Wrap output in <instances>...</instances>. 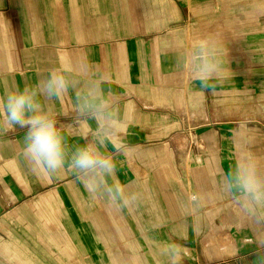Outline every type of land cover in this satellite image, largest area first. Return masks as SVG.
<instances>
[{
    "label": "crops",
    "instance_id": "obj_1",
    "mask_svg": "<svg viewBox=\"0 0 264 264\" xmlns=\"http://www.w3.org/2000/svg\"><path fill=\"white\" fill-rule=\"evenodd\" d=\"M203 38L232 72L214 89L182 64ZM64 64L108 77L121 112L113 180L135 199L112 204L67 168L36 173L24 130L2 133L0 264H169L159 241L177 264H261L264 227L219 176L241 153L264 161V0H0V98ZM73 95L53 102L57 126L88 143L96 125Z\"/></svg>",
    "mask_w": 264,
    "mask_h": 264
},
{
    "label": "clouds",
    "instance_id": "obj_2",
    "mask_svg": "<svg viewBox=\"0 0 264 264\" xmlns=\"http://www.w3.org/2000/svg\"><path fill=\"white\" fill-rule=\"evenodd\" d=\"M222 55L217 42L203 38L182 58V64L199 81L201 89H214L225 71L232 73L229 67L224 68ZM107 83L105 74L90 73L85 66L55 67L44 78L10 90L0 98V134L24 130L21 155L34 172L54 175L67 168L84 180L90 192L103 195L112 204L128 205L135 196L114 182L118 165L107 152L118 135L121 120L115 94L105 88ZM70 91L74 93V110L80 117L95 122L88 143L70 144L57 126L52 104ZM219 188L239 207L245 219L264 227V161L251 152L241 153L221 172ZM157 247L169 264H177L176 246L159 241Z\"/></svg>",
    "mask_w": 264,
    "mask_h": 264
},
{
    "label": "rangeland",
    "instance_id": "obj_3",
    "mask_svg": "<svg viewBox=\"0 0 264 264\" xmlns=\"http://www.w3.org/2000/svg\"><path fill=\"white\" fill-rule=\"evenodd\" d=\"M254 107H256L258 111L264 110V102L257 103Z\"/></svg>",
    "mask_w": 264,
    "mask_h": 264
},
{
    "label": "bare ground",
    "instance_id": "obj_4",
    "mask_svg": "<svg viewBox=\"0 0 264 264\" xmlns=\"http://www.w3.org/2000/svg\"><path fill=\"white\" fill-rule=\"evenodd\" d=\"M135 44V43H134Z\"/></svg>",
    "mask_w": 264,
    "mask_h": 264
}]
</instances>
